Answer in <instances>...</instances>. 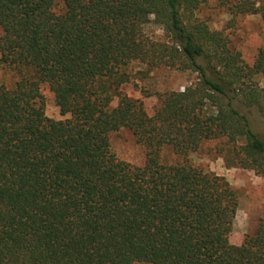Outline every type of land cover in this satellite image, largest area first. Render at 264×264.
Segmentation results:
<instances>
[{
    "label": "trees",
    "instance_id": "trees-1",
    "mask_svg": "<svg viewBox=\"0 0 264 264\" xmlns=\"http://www.w3.org/2000/svg\"><path fill=\"white\" fill-rule=\"evenodd\" d=\"M206 1L0 0V63L17 74L0 83V264H264V214L232 243L237 191L186 158L217 139L226 165L264 176L248 115L264 118V47L245 64L196 16ZM221 1L264 21V0ZM150 22L166 40L145 34ZM132 61L198 81L148 114L120 89ZM42 84L69 117L45 114ZM120 128L143 146V165L112 149ZM166 148L180 159L164 161Z\"/></svg>",
    "mask_w": 264,
    "mask_h": 264
},
{
    "label": "rangeland",
    "instance_id": "rangeland-1",
    "mask_svg": "<svg viewBox=\"0 0 264 264\" xmlns=\"http://www.w3.org/2000/svg\"><path fill=\"white\" fill-rule=\"evenodd\" d=\"M221 2L207 0L200 5L195 14L203 19L211 30L222 32L229 41V47L240 52L244 63L251 65L258 49L264 47V21L259 14H232ZM144 32L153 40L167 39L162 27L152 22L144 26ZM1 33L0 29V36ZM124 70L127 75L126 80L120 85L122 93L139 99L148 114L153 113L158 98L163 93L184 90V87L198 81L197 73L190 69L179 70L167 66L149 68L139 61L128 63ZM16 78L17 74L13 69L0 63V83L11 86ZM256 80L259 86L264 88V75H259ZM41 94L48 117L53 119L69 117V114L60 113L48 85H41ZM117 101L118 97H114L112 106L116 105ZM248 115L253 130L264 138V118L253 108L248 110ZM110 141L119 158L137 166L144 164V148L136 142L129 129L120 128L111 132ZM224 148L220 140H205L197 151L190 153L186 158L195 166L223 176L237 191L238 206L229 238L232 243L239 244L246 234H255L259 218L264 214V176L252 169L226 165L223 158ZM161 156L166 162L180 159L167 148L161 151Z\"/></svg>",
    "mask_w": 264,
    "mask_h": 264
}]
</instances>
